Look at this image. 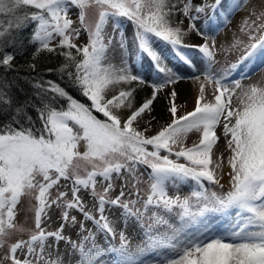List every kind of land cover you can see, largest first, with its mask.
<instances>
[{"label":"rangeland","instance_id":"rangeland-1","mask_svg":"<svg viewBox=\"0 0 264 264\" xmlns=\"http://www.w3.org/2000/svg\"><path fill=\"white\" fill-rule=\"evenodd\" d=\"M30 2L48 46L84 52L108 121L68 122L59 155L11 148L0 264H264V181L241 192L264 162V0ZM121 74L150 95L128 103Z\"/></svg>","mask_w":264,"mask_h":264},{"label":"trees","instance_id":"trees-1","mask_svg":"<svg viewBox=\"0 0 264 264\" xmlns=\"http://www.w3.org/2000/svg\"><path fill=\"white\" fill-rule=\"evenodd\" d=\"M51 13L49 5L30 0H0V187L5 185V176L12 167L6 161L11 148L28 140L44 152L48 147L52 155H59L68 122L74 121L95 135L89 123L105 119L94 107L84 52L64 42L48 46L47 38L40 37L44 21L51 20ZM185 118L173 126L191 120L190 116ZM168 130L170 127L165 132ZM118 132L125 134L122 129ZM162 134L153 138H161ZM134 139L139 147L141 141L149 143L145 138ZM261 140L264 144V135ZM207 144L205 137L201 138L194 147L183 148L181 156L197 153ZM247 179V185L243 184L246 190L241 191L246 194L264 181V162ZM153 193L163 198L155 190ZM263 195L264 189L258 199Z\"/></svg>","mask_w":264,"mask_h":264},{"label":"bare ground","instance_id":"bare-ground-1","mask_svg":"<svg viewBox=\"0 0 264 264\" xmlns=\"http://www.w3.org/2000/svg\"><path fill=\"white\" fill-rule=\"evenodd\" d=\"M122 70V69H121ZM120 73V72H119ZM120 79V85L121 87H124L126 92L124 94V99H126V101L129 103L130 99H141L142 97L145 96V94H143V92H145L143 89H141V87L139 86V82L133 79H129L128 77L125 76V74H121L119 76ZM186 83V84H185ZM190 83V82H189ZM189 83L184 82V84L187 86V84L189 85ZM193 84V82H191ZM190 83V84H191ZM148 93V92H147ZM143 94V95H141ZM150 95V93H148ZM157 94V93H156ZM178 94V93H177ZM147 95V96H149ZM153 95V94H152ZM158 95V94H157ZM145 96V97H147ZM159 98V97H158ZM157 98V99H158ZM179 98H181L179 96ZM147 99V98H146ZM156 99V98H155ZM152 100V99H151ZM156 101V100H155ZM154 101V102H155ZM148 102V101H147ZM157 102V101H156ZM151 103V102H150ZM177 263V262H176ZM178 264V263H177Z\"/></svg>","mask_w":264,"mask_h":264}]
</instances>
